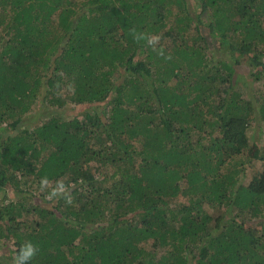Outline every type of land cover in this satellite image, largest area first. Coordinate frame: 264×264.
Wrapping results in <instances>:
<instances>
[{
  "label": "trees",
  "instance_id": "obj_1",
  "mask_svg": "<svg viewBox=\"0 0 264 264\" xmlns=\"http://www.w3.org/2000/svg\"><path fill=\"white\" fill-rule=\"evenodd\" d=\"M257 121L264 0H0V264H264Z\"/></svg>",
  "mask_w": 264,
  "mask_h": 264
},
{
  "label": "clouds",
  "instance_id": "obj_2",
  "mask_svg": "<svg viewBox=\"0 0 264 264\" xmlns=\"http://www.w3.org/2000/svg\"><path fill=\"white\" fill-rule=\"evenodd\" d=\"M129 34L136 43L145 42L147 47L151 48L158 56L165 60H171L170 54H166L161 45L162 36L160 34H149L144 31H139L136 28L130 29ZM73 185L66 183L63 179L57 180L54 183L49 181L47 177H42L39 182V191L46 192V199L49 201H57L63 199L65 204L72 205L74 197L72 195ZM39 253V246L32 241H26L16 253L11 257L10 264H31Z\"/></svg>",
  "mask_w": 264,
  "mask_h": 264
},
{
  "label": "rangeland",
  "instance_id": "obj_3",
  "mask_svg": "<svg viewBox=\"0 0 264 264\" xmlns=\"http://www.w3.org/2000/svg\"><path fill=\"white\" fill-rule=\"evenodd\" d=\"M236 76H238L239 78H244L246 80H248V74L247 72H243V71H240L238 73H236ZM243 79V80H244ZM245 92V91H244ZM250 97V96H249ZM248 97V98H249ZM35 108H33V110L30 112V117H35L36 113L37 112H40L42 111L38 105L34 106ZM90 107H77V108H70L68 110H66V114L67 115H75V114H79L81 112H84L85 110H88ZM257 129L252 131L253 133H251L250 135V141H251V147L250 149L248 150V153L250 151L252 152H255L256 151V147H259V144H262L263 141H264V125L261 124L259 121H257ZM262 130V133L261 135L258 134V130ZM251 153V152H250ZM260 162H255L252 166V168H248V171L250 170H258L260 168Z\"/></svg>",
  "mask_w": 264,
  "mask_h": 264
}]
</instances>
